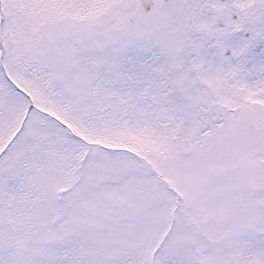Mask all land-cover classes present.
<instances>
[{
    "label": "snow or ice",
    "instance_id": "snow-or-ice-1",
    "mask_svg": "<svg viewBox=\"0 0 264 264\" xmlns=\"http://www.w3.org/2000/svg\"><path fill=\"white\" fill-rule=\"evenodd\" d=\"M0 264H264V0H0Z\"/></svg>",
    "mask_w": 264,
    "mask_h": 264
}]
</instances>
